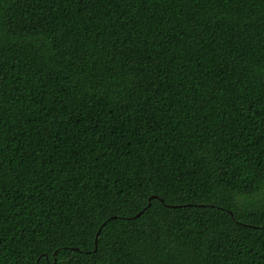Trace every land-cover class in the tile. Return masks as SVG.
Listing matches in <instances>:
<instances>
[{
  "label": "trees",
  "instance_id": "16d2710c",
  "mask_svg": "<svg viewBox=\"0 0 264 264\" xmlns=\"http://www.w3.org/2000/svg\"><path fill=\"white\" fill-rule=\"evenodd\" d=\"M0 264H264V0H0Z\"/></svg>",
  "mask_w": 264,
  "mask_h": 264
},
{
  "label": "water",
  "instance_id": "95a60500",
  "mask_svg": "<svg viewBox=\"0 0 264 264\" xmlns=\"http://www.w3.org/2000/svg\"><path fill=\"white\" fill-rule=\"evenodd\" d=\"M143 212V211H142ZM141 213H139L138 215H140Z\"/></svg>",
  "mask_w": 264,
  "mask_h": 264
}]
</instances>
